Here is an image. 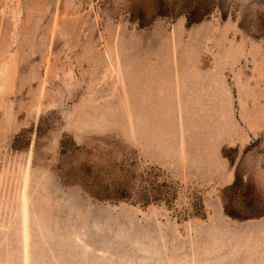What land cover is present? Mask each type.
<instances>
[{
	"label": "rangeland",
	"instance_id": "374dc122",
	"mask_svg": "<svg viewBox=\"0 0 264 264\" xmlns=\"http://www.w3.org/2000/svg\"><path fill=\"white\" fill-rule=\"evenodd\" d=\"M15 263L264 264V0H0Z\"/></svg>",
	"mask_w": 264,
	"mask_h": 264
},
{
	"label": "trees",
	"instance_id": "16d2710c",
	"mask_svg": "<svg viewBox=\"0 0 264 264\" xmlns=\"http://www.w3.org/2000/svg\"><path fill=\"white\" fill-rule=\"evenodd\" d=\"M168 11L169 10H168L167 6L166 5H162L161 8H160V10H159L158 15L159 16H166V14L168 13ZM187 21H188V24H192L194 22H198L199 20H195V19H193L192 15H189V16H187ZM119 195L122 198L124 196V192H122Z\"/></svg>",
	"mask_w": 264,
	"mask_h": 264
},
{
	"label": "bare ground",
	"instance_id": "6f19581e",
	"mask_svg": "<svg viewBox=\"0 0 264 264\" xmlns=\"http://www.w3.org/2000/svg\"><path fill=\"white\" fill-rule=\"evenodd\" d=\"M16 264V263H15ZM24 264V263H23Z\"/></svg>",
	"mask_w": 264,
	"mask_h": 264
}]
</instances>
